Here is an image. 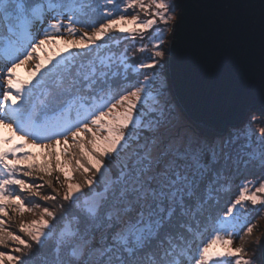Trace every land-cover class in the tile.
Returning <instances> with one entry per match:
<instances>
[{"label": "snow or ice", "instance_id": "6c2138e0", "mask_svg": "<svg viewBox=\"0 0 264 264\" xmlns=\"http://www.w3.org/2000/svg\"><path fill=\"white\" fill-rule=\"evenodd\" d=\"M121 3L106 0L97 25L85 0H0V246L14 243L19 253L0 251V264H38L48 249L40 264H256L245 236L257 227L252 213L264 215V182L242 183L218 217L212 207L230 190V172L264 170V118L250 117L223 137L176 121L156 71L176 6ZM136 8L150 18L127 13ZM158 21L165 28L155 50L135 62L129 83L131 65L101 56L98 42L110 30L143 33ZM61 41L55 51L47 47ZM29 61L36 62L25 79L17 70ZM37 147L48 150L39 162ZM34 175L43 183L21 178ZM44 184L53 194H41ZM23 192L67 207H29ZM10 211L38 215L19 223L27 239L6 226Z\"/></svg>", "mask_w": 264, "mask_h": 264}, {"label": "water", "instance_id": "95a60500", "mask_svg": "<svg viewBox=\"0 0 264 264\" xmlns=\"http://www.w3.org/2000/svg\"><path fill=\"white\" fill-rule=\"evenodd\" d=\"M167 78L181 111L211 135L264 111V0H174ZM259 257L264 264V231Z\"/></svg>", "mask_w": 264, "mask_h": 264}, {"label": "rangeland", "instance_id": "374dc122", "mask_svg": "<svg viewBox=\"0 0 264 264\" xmlns=\"http://www.w3.org/2000/svg\"><path fill=\"white\" fill-rule=\"evenodd\" d=\"M144 2L147 4V3H149V0H144ZM117 3L120 4L121 9H123L124 5H123V3H121V0H117ZM171 3L174 4V0H171ZM105 6H106V2H105ZM153 11H154V9H153ZM127 13L133 14V15L136 13H139L141 20H146V19L150 18L145 12L141 11L139 8L128 9ZM174 14H175V16H177V9L176 8H175ZM129 18H131L130 15H129ZM101 22H104V18L102 21L96 20L93 23H96L98 25ZM173 22L174 21H172L171 24L167 26L168 30L164 36V43L162 45L163 49L165 50V57L163 58V60H161V65H160V67H158L156 69V71L160 74V81L163 82L164 84H166L167 92L170 95L172 104L174 105V117L173 118L176 121H178L179 123L187 124V123H190V121L184 115V113L181 111L178 104L176 103V101H175V99L171 93V89H170L168 78H167V56H168L167 45H168L169 35H170V31H171ZM76 27L79 30H87V31H89V33H91V31H92L91 28L83 29V25H81V24H77ZM164 28H165V25L163 24V22L158 21L156 25H153L151 29L145 30L143 33L139 32V31H137L134 34L133 33H121L117 29L110 30L109 33L107 34V36L105 37V39L98 42L101 45V47L99 49L100 55L103 57H110L112 60H115L117 63L119 62L120 58H125L126 63L131 65V68H129V70L132 71L131 69L135 68L137 66L135 62L146 60L147 57L150 55V52L155 50L153 48V45L157 42L155 40V37L157 35H159L158 30L164 29ZM78 36H79V33L77 35V38H78ZM109 37H111V39H109ZM65 38L71 39L70 37H67L66 33H65ZM62 44H63V41H61L60 45H48L47 47L51 51H55L57 48L62 46ZM142 47L145 48L146 50L141 51ZM135 51L141 52V57L139 59H137V61H135L134 59H131V57L133 56ZM35 62L36 61H29V63L27 65H22L21 68L17 70L22 78H25V79L28 78V72H30L32 70ZM143 71H152V70L145 69ZM132 73L138 74V72H132ZM120 78H123L122 73L120 75ZM120 110L122 111L123 109H120ZM250 117H255L256 120H260V119L264 118V117L260 116V113L251 112L243 124H245V122ZM243 124H241L239 127H241ZM259 126L264 127V125H259ZM239 127H236V128H239ZM93 130H95V129H93ZM8 134L9 133L5 132V135H8ZM85 135L87 136V134H85ZM226 135H228V134H226ZM226 135H216V136L223 137ZM69 142L71 143V138H70ZM64 147L65 146L63 144H61V146H60L61 150ZM238 148H239V144L232 146L233 150H237ZM32 151L39 154L37 157V162H39L40 160H43L45 158L44 153H46L48 150L47 149H41V148L37 147V148L32 149ZM62 159L66 160L67 157L62 156ZM262 172H264V170L258 168V170L255 172H241V173H239L238 177L236 178V182H235L236 187L235 188L233 187V189L231 190L234 193H232V195L230 196L231 198L228 199L226 204L221 209H219L213 215V217L214 218L218 217L220 213L226 211L227 207L230 206L231 202L238 195L239 186L242 183L247 182V181H252L258 185L259 183L264 182V174H261ZM40 175H43V174L41 173ZM54 175H55V173H54ZM74 175H76L79 178V173H74ZM21 178H24L28 182L43 183L42 181L36 179L35 175L33 177L21 176ZM61 178L63 179V177H61ZM45 179H47V177ZM80 179H82V178H80ZM53 184L56 188H58L60 190L61 195H62L63 189L59 188V184H57L55 182V180H53ZM229 186H230V188L232 187L231 186V180H230ZM40 191H41L42 195L53 194L52 188L48 187L47 184H44V186L40 189ZM85 191H87V188H85ZM18 194L21 195V198L25 200V203L28 204L29 207L34 206L33 203H29L30 201H34L35 203L41 204V209H42V207H45V206L51 207V206H53V204H56V201H43V200H41V199H39V198H37V197L27 193V192H23L22 194L18 193ZM29 199H30V201H29ZM58 201L60 202L62 200H58ZM249 207L251 208L252 206L249 204ZM257 207H259V206H257ZM41 209H36V213H39V211H41ZM252 216L255 219L257 227L254 228L253 232L250 235L245 236L246 255L248 258L255 261L256 264H261V259L259 257V251H260V240H261V237H262V234L264 231V215H261L258 211H254L252 213ZM4 219L7 221L6 226L9 228V230L15 232L17 235L23 236V234L19 232L20 221L22 220L24 222H31L34 219H38V215L33 213V212H25L23 214V216H19V215L12 213L10 211L9 217H5ZM211 226H212V224H211ZM210 235H211V233H210ZM210 235L208 238H210ZM23 238L27 239L26 236H23ZM15 246L16 245L14 243L10 242L8 248H4L3 246H0V251H5L6 253L13 254V255H19V253H14L11 251V249ZM33 247L35 248L36 246L33 245ZM50 251L51 250L48 249V250L43 251L40 254V256L37 258L38 264H40V262H42L43 259L50 254ZM5 264H7V262H5Z\"/></svg>", "mask_w": 264, "mask_h": 264}, {"label": "trees", "instance_id": "16d2710c", "mask_svg": "<svg viewBox=\"0 0 264 264\" xmlns=\"http://www.w3.org/2000/svg\"><path fill=\"white\" fill-rule=\"evenodd\" d=\"M105 2L106 0H85V3L87 4H90L91 5V9L89 10V16H90V23H93L94 21L96 20H99V21H102L103 20V14L102 12L99 10L100 8L104 7L105 6ZM46 26V25H45ZM141 57V52L140 51H135L133 56L131 57V59H134L135 61H137V59H139ZM129 75L131 77H133V79H131L129 81V83H135L136 80L134 79V77L138 76V74L136 73H132V71L129 70ZM118 79L121 83H124V80L123 78H120V75L116 78ZM74 115V114H73ZM250 115V113H249ZM234 127H230L228 129V131L224 134H228L230 132L231 129H233ZM236 128V127H235ZM258 170V167H255V166H249V167H242L239 171L237 172H230L229 173V177H230V180H231V188L229 191L227 192H222L218 197H217V203L213 205L212 207V216L219 210L221 209L225 204L226 202L228 201L229 198H231L230 196L232 195V192L231 190L233 189V187L235 188L236 187V178L238 177L239 173L241 172H255ZM261 174H264V172H262ZM230 187V186H229ZM22 194V193H21ZM30 201V199H29ZM58 203H65V206L67 207V203L66 202H62V201H56V204ZM54 205V204H53ZM208 227V231L204 233V236H203V239H207L210 235V231L212 230V226H211V223H209L207 225Z\"/></svg>", "mask_w": 264, "mask_h": 264}]
</instances>
